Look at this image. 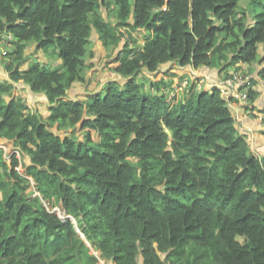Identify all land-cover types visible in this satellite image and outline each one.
Segmentation results:
<instances>
[{"label": "trees", "instance_id": "1", "mask_svg": "<svg viewBox=\"0 0 264 264\" xmlns=\"http://www.w3.org/2000/svg\"><path fill=\"white\" fill-rule=\"evenodd\" d=\"M109 3L115 23L98 12ZM121 28L144 32L113 59L123 82L67 97L92 29L111 48ZM2 31L13 48L0 140L13 152L0 146V264H99L85 240L114 264H264V155L236 127V99L217 85L179 97L164 79L149 91L136 81L168 62L220 73L254 60L264 81V0H0ZM28 44L60 64L28 62ZM17 82L45 96L47 116L13 94ZM78 124L82 139L52 130Z\"/></svg>", "mask_w": 264, "mask_h": 264}, {"label": "rangeland", "instance_id": "2", "mask_svg": "<svg viewBox=\"0 0 264 264\" xmlns=\"http://www.w3.org/2000/svg\"><path fill=\"white\" fill-rule=\"evenodd\" d=\"M109 4L110 7H107L104 4L101 5L98 12L104 17L105 20H108L111 23H115L114 13L111 11L112 3ZM244 5L245 3L244 1H242L241 6ZM120 30L122 33V40L120 41V43L117 46L106 48L98 40V35L95 30L92 29L90 44L88 46V51L84 57L85 67L82 74L84 80L73 83L71 88L67 92V97L71 99H84L89 93L103 92V86L109 80H118L119 82H123L122 77H120L113 71V67L116 65L113 62V59L125 43H127L128 46L132 47L141 46L143 42L144 32L141 29L129 31L125 28H121ZM8 44H10L8 40H5L4 43L0 44V67L2 68L4 67V62L6 61V53L13 48L11 44L9 46ZM24 53L25 58L28 62L39 61L41 64L46 65L50 69H54L60 64V60L55 54L50 53V51L44 52L41 50H36L35 44H28ZM27 63H24L22 65V68L25 67ZM261 68L262 64L257 60H254L250 63H243L238 64L235 67H228L224 72H220L218 78V84H225V80H231L232 74L233 76H239V86L237 87V89H235V86L231 88L229 91L230 95H232L233 93H238L242 89L244 90L245 87L247 89L251 88L252 90H255L257 92V97L254 102H250L249 100L244 101L239 98L237 99L233 97L235 96L233 95L231 97L235 98L236 101L233 99L229 104L232 114L235 118L236 127L240 132L246 134L250 148L256 156H258L259 153H256L255 147H253L252 143H250L251 141L248 140V123H253V121H255L256 119L264 125V81L259 76V70ZM206 76L207 75L203 73H194L189 66L182 67L175 64L174 62H168L166 64H163L159 68V70L154 73H149L148 71L143 70V73L136 77V81L144 86L142 88L143 90L149 91L150 81L164 79L166 82H170L171 92L168 93L170 95L172 93H175L180 97L182 93L186 92L191 85H194L196 90L210 88V86L212 85L211 82L208 81ZM243 83L245 87L244 85H242ZM17 91H19L22 97L25 98L24 100L30 106V109L32 111L35 110L42 115L47 114V104L40 93L37 97V95L31 94L27 87H20L19 89H17ZM226 94H228V91ZM52 130L57 132L62 137L72 132L76 138H83V131L79 129V124L72 131L71 129L65 131H57L55 127L52 128ZM250 131H253V133H257L264 137V126L259 129L252 128V130ZM0 146L4 150L5 157L8 158V155L13 152V145L7 140L1 139ZM15 153L21 162L29 164L30 160L26 154H22L18 151H16ZM18 169L20 172H23L24 170L22 167H18ZM45 206L47 209H49V206L47 204H45ZM52 211L60 217L65 216L60 206L52 208ZM71 220L75 224V220L72 218ZM85 243L90 248L89 252L96 256L99 264H114L111 260L100 257L99 251L93 249L88 241L85 240Z\"/></svg>", "mask_w": 264, "mask_h": 264}, {"label": "crops", "instance_id": "3", "mask_svg": "<svg viewBox=\"0 0 264 264\" xmlns=\"http://www.w3.org/2000/svg\"><path fill=\"white\" fill-rule=\"evenodd\" d=\"M10 44H8L9 46ZM188 66V65H187ZM186 66V67H187ZM191 67V66H189ZM192 71L194 73H203L205 75H207V79L209 82H211V84H218V78H219V72L217 69H210V68H207V67H199V68H193L191 67ZM8 74L6 73V71L4 70V67H0V80H8ZM20 87H27L29 89V87L25 84H23L22 82H17V83H14V90H13V94L14 95H18V96H21L22 95L20 94L19 91H17V89H19ZM30 91V89H29ZM31 94H34V95H37L38 97V93H33L32 91H30ZM41 96L43 97V99L45 100L46 104H47V100L45 98V96L43 94H41ZM23 99H25L24 97H22ZM47 114H48V111H47ZM47 114H44L42 116H47ZM264 125L259 121V120H256L253 121V123H248V130H252V128H261L263 127ZM248 131V140H250L253 145V147H255L256 149V153H259L258 156H261V155H264V137L262 135H259L257 133H253V131L249 132ZM242 133V132H241ZM259 135V136H258Z\"/></svg>", "mask_w": 264, "mask_h": 264}, {"label": "built area", "instance_id": "4", "mask_svg": "<svg viewBox=\"0 0 264 264\" xmlns=\"http://www.w3.org/2000/svg\"><path fill=\"white\" fill-rule=\"evenodd\" d=\"M12 39H13L12 35L9 34L8 32H6V31L0 32V44L4 43L5 40H8L9 42H11ZM232 80H234V81H232ZM238 80H239V76L238 77L236 75L233 76V74H232L231 80L230 79L225 80L226 81L225 84H220V83L218 84V87L220 88L221 94L225 99L229 100V98L231 96L235 95L233 97H235L237 99L239 98V99L244 100V101L248 100V95H247L248 89L244 85L245 82L242 84L245 87L244 90L242 89V90H240V92L233 93L232 95H230V93H229L230 89L233 88L234 86L236 87L235 89H237V87L239 86ZM211 85H214V84H211ZM227 91H228V94H226ZM99 260H100V258H99ZM102 264H104V263H102Z\"/></svg>", "mask_w": 264, "mask_h": 264}]
</instances>
